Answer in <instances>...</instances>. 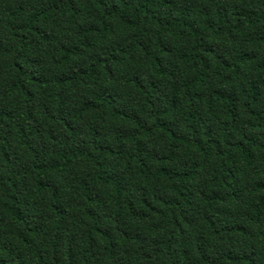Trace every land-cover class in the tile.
Wrapping results in <instances>:
<instances>
[{"label":"trees","instance_id":"obj_1","mask_svg":"<svg viewBox=\"0 0 264 264\" xmlns=\"http://www.w3.org/2000/svg\"><path fill=\"white\" fill-rule=\"evenodd\" d=\"M0 264H264V0H0Z\"/></svg>","mask_w":264,"mask_h":264}]
</instances>
